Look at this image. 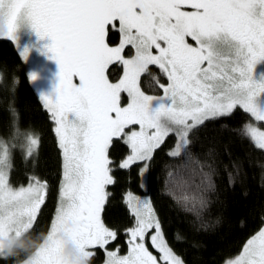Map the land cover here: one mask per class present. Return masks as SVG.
Returning <instances> with one entry per match:
<instances>
[{
  "label": "snow or ice",
  "instance_id": "snow-or-ice-1",
  "mask_svg": "<svg viewBox=\"0 0 264 264\" xmlns=\"http://www.w3.org/2000/svg\"><path fill=\"white\" fill-rule=\"evenodd\" d=\"M0 6L6 8L7 37L18 40L21 22L50 36L48 48L61 67L58 97L42 94L63 154L61 199L48 240L31 264H65L57 238L61 230L87 249L116 238L101 218L106 186L115 182L108 155L113 138L130 147L120 164L126 169L151 160L170 134L186 149L194 128L237 105L264 121V76L255 78V67L264 60V0H0ZM109 27L122 33L119 46H109ZM126 46L135 50L131 58L122 55ZM21 55L26 60L28 49ZM114 62L124 68L116 83L106 75ZM150 64L167 77L168 83L159 85L162 96L146 95L139 87ZM121 93L129 98L126 106ZM245 133L264 149V130L247 125ZM146 169L147 164L142 172ZM47 191V182L35 176L15 189L0 171V236L29 232ZM128 204L135 217L127 229L128 255L110 252L107 264H184L168 246L150 200L129 193ZM153 229L150 243L159 259L145 244ZM229 264H264V229Z\"/></svg>",
  "mask_w": 264,
  "mask_h": 264
},
{
  "label": "trees",
  "instance_id": "trees-1",
  "mask_svg": "<svg viewBox=\"0 0 264 264\" xmlns=\"http://www.w3.org/2000/svg\"><path fill=\"white\" fill-rule=\"evenodd\" d=\"M118 39L119 31L109 27V43L115 44ZM0 71L4 73V82L0 84V136L8 137L14 123L24 128L31 126L41 133L38 155L33 157L35 167L31 161L25 166L21 153L16 152L15 167L10 171L14 185L25 184L34 176L48 185L45 203L33 227L15 242L30 243L42 238L38 234L50 232L59 207L62 152L52 115L30 79L21 52L7 37L0 38ZM160 74L158 67L151 65L143 74V87L160 88V82L165 81ZM14 75L20 76L15 95L11 91ZM249 116L240 107L228 115L205 121L190 132L189 144L180 155L169 153L168 138L148 162L147 190L142 186L144 163L121 168L120 160L129 147L123 138H114L109 156L115 182L107 186L109 195L102 212L104 223L116 232L108 247L120 245L122 250L126 249L127 229L135 223L126 196L133 191L150 194L168 243L187 264H224L241 252L246 241L264 225V149L245 133ZM187 154L207 174L205 192L195 187L191 191L189 186L186 192H177L167 184L170 174L179 173L184 175L181 179L185 183L189 182L190 166L187 165L189 172L182 173ZM190 192L202 195L199 207L196 201V207H192L189 199L183 200L182 196H187L185 193L189 196ZM94 249L92 262L100 263L105 257V248L95 246ZM11 263H14L12 258L0 257V264Z\"/></svg>",
  "mask_w": 264,
  "mask_h": 264
},
{
  "label": "rangeland",
  "instance_id": "rangeland-1",
  "mask_svg": "<svg viewBox=\"0 0 264 264\" xmlns=\"http://www.w3.org/2000/svg\"><path fill=\"white\" fill-rule=\"evenodd\" d=\"M185 10H191V9H185ZM118 27H119V25H117V28ZM16 35L18 37V40L17 41L13 40V41H14L15 45L17 46V48L19 49V51L22 53L25 49H28V56H27V59H26L25 62H26L29 74H35V76H36L35 80H32V79L31 80H32V83L34 84L35 88L39 92L40 97L42 98V94H47L50 97H52L53 99H56L58 97L57 88L59 86L60 79H61V77H60L61 67H60L59 61L54 58L55 54L53 52H51L49 50V48H48V46L53 43L52 38L50 36L41 37L40 34L35 29L31 28L30 26H25V27L21 28L16 33ZM7 38H9V37H7ZM106 40H107L109 46H111V47L119 46V44L122 41V33L119 32V39H118L117 43H115V44L109 43L108 35L106 37ZM188 43L192 44L194 47L197 46L196 42L193 41L191 38H188ZM155 51L156 50L153 49L154 54H155ZM122 55H124L125 58H131L132 56L135 55V50L131 46H126L124 48V50H123ZM111 65H114V66L112 67ZM150 66H151V64L148 65V68ZM155 66H157V65H155ZM110 67H112V68L110 69ZM118 67L120 68L119 72L116 71V69ZM158 69H159V67H158ZM123 72H124L123 65H121L118 62H114L113 64H110L108 66L106 75L108 76V79L111 82L116 83L122 78ZM160 72H161V70H160ZM144 73L141 74L140 79H139V87H140V89L146 95L162 96L163 95V90L161 88L157 87V89L147 90L146 88L143 87V78L142 77H143ZM160 76H161V79L164 78V80H165V81L160 82V84H165L166 85L168 83L167 77L162 72H161ZM262 76H264V60L259 61L257 63V65H256V67H255V78L256 79H260ZM159 81H160V79H159ZM73 83L74 84H78L79 83L78 77H73ZM262 99H264V97H262ZM42 101H43V103L46 106V102H45V100L43 98H42ZM128 102H129V98H128L127 94L126 93H121V104H122V106H126ZM240 107L241 106L237 105L232 110V112L236 108H240ZM46 108L50 111V109L47 106H46ZM241 108H243V107H241ZM50 113H51V111H50ZM248 113L250 115L249 116L250 118L246 122V126L247 125H251L253 127H257V128H260L261 130H264V121H258L250 112H248ZM51 115H52V113H51ZM226 115H228V114H226ZM69 118L73 119L74 118V114H70ZM54 122H55V120H54ZM56 127H57V125H56V122H55V129H56ZM189 135H190V133L188 134V142H189V139H190ZM168 138H169L170 143H171V146L168 148L169 153L172 154L174 152L179 151L180 154H181L185 150V149L178 148V142L179 141H178V137L175 134H170L169 136H167L163 143H165V141ZM128 147H129V145H128ZM61 152H62V149H61ZM130 154H131V150H130V147H129L128 153L120 160V164ZM108 155H109V149H108ZM109 158H110V156H109ZM185 160H186L185 161V165L182 166L184 168L182 173H184V171L186 172V170H187V172H189V170H188L189 168L187 166V165H189L190 168L192 169L191 173H190L191 177L188 178L189 182L185 183L184 180L181 179V177H183L184 175H181L180 173L179 174H170L169 177H168V181H167L168 186H173L174 187L173 189L175 191H177V192H181L182 190H185V192H186V187H188V186L190 187L189 190H191V191L195 187V189L196 188H200V189H202L205 192L206 188H205V184H204V172H203L202 166L199 165V163L197 161L193 160L191 158L190 154L185 155ZM148 162L149 161L143 162L144 163L143 169H145V164L148 165ZM62 173H63V154H62V167H61V176H60L61 177V181L60 182L63 181ZM142 175H143L142 183H143L144 188L147 190V188H148V184H147V169L142 172ZM194 178L197 179V182H195ZM198 179H199V182H198ZM8 180H9L10 185L13 188H15V189H19L20 187H27L28 184L31 182V179H30L25 184L14 185L11 182V173L10 172L8 173ZM180 183H182V184H180ZM61 186H62V184H61ZM106 191H107V186H106ZM60 192H61V189H60ZM129 193H131L134 196L139 197L141 199L150 200L151 205H152V207L154 209L155 215L159 219V217L157 215V212H156V209H155V207L153 205V202L151 200L150 194L148 192L143 193V194H139V193H135L133 191H129L127 193V196H126L127 203H128V194ZM185 194H187V196H182L183 200L189 199L188 201H190V203L192 204V207H196V205L194 204L195 201H196L195 203H198L197 207H199L201 205L202 195L198 196L197 192H196V194L194 192H192L191 195L189 194V196H188V193H185ZM59 198L61 199L60 195H59ZM59 204H60V200H59ZM101 218L103 220L102 213H101ZM105 226L107 228H109L110 230L114 231L113 229L108 227L106 224H105ZM132 227H130V228H132ZM161 228H162V226H161ZM261 229H264V225L255 234H253L249 239H251L253 236L257 235V233H259ZM154 231L155 230L153 229L145 237V244H146V247H148L149 251H151L153 253V255H156L157 258L159 259L160 254H159L158 250H156L150 243V236L154 233ZM162 231H163V229H162ZM68 234H69V241L72 242V243L78 244L76 242V240L71 236V234L70 233H68ZM9 236H11V242L15 243L18 239H20L23 236V233H21L19 235L11 234V235L0 236V238H8ZM164 237H165V235H164ZM47 240H48V237H47ZM128 240H129V235H128V238H127V246H126L125 250H122L120 245H116V246H113V247H108V243H110V241H112V240H109V242L107 244L102 246L103 248H105V257H104L103 261H101L100 263H93L92 262V264H107V261L109 259L108 253H110V252H114V253L117 254V256H120V257L128 255L129 248H130ZM165 240L167 241L166 237H165ZM247 241H246V243H247ZM3 242H4V240L0 239V243H3ZM63 243H64V241H63ZM246 243H245V245H246ZM167 244L173 250L175 255L178 256L184 262V264H187L184 261V259L181 257V255L178 254L170 246L168 241H167ZM95 246H100V245H94V246H90L88 248V250L90 252H92L93 255H95V249H94ZM244 246H243L241 252H239L237 255H235L233 257L228 258L227 261L224 264H229V261H234L237 257H239L240 254L242 253L243 249H244ZM23 258L24 257H22L20 259H23ZM11 264H14V263H11Z\"/></svg>",
  "mask_w": 264,
  "mask_h": 264
},
{
  "label": "clouds",
  "instance_id": "clouds-1",
  "mask_svg": "<svg viewBox=\"0 0 264 264\" xmlns=\"http://www.w3.org/2000/svg\"><path fill=\"white\" fill-rule=\"evenodd\" d=\"M27 24L21 22L17 26V32ZM9 26L7 23L6 8L0 6V38L8 36ZM26 61V60H25ZM4 82V73L0 71V84ZM20 84V76L14 75L12 78L11 91L15 95ZM41 133L29 126L24 128L14 123L12 132L8 137L0 136V171L9 173L15 167V153L20 152L25 166L31 161V165L35 167L38 155ZM27 235V233H23ZM42 236L39 240L22 242L16 244L11 242V236L3 239L0 243V257L12 258L14 264H31L36 252L44 245L48 234L40 233ZM57 238L64 241L61 256L65 264H92L93 253L87 248H81L79 244L69 241L67 231L61 230L57 233ZM24 257L20 259V257Z\"/></svg>",
  "mask_w": 264,
  "mask_h": 264
}]
</instances>
